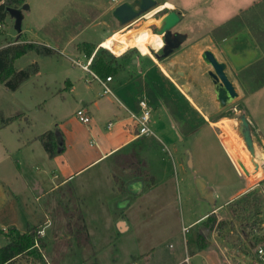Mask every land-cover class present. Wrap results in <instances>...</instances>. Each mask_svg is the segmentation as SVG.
<instances>
[{
	"label": "rangeland",
	"instance_id": "rangeland-1",
	"mask_svg": "<svg viewBox=\"0 0 264 264\" xmlns=\"http://www.w3.org/2000/svg\"><path fill=\"white\" fill-rule=\"evenodd\" d=\"M132 1L118 0L114 4L111 0H27L29 10L22 12L24 18L22 37L16 33L14 20L11 17L7 15L4 21L0 22L2 26L0 27V48L12 43L25 42L27 41L25 38H32L30 42L43 44L63 53L62 55L59 52L58 56L52 57L30 53L19 59L15 66L17 69H24L29 64L36 63L39 67L38 74L23 83L14 92L0 84V168L3 165L14 166L13 161L19 159L20 155L15 151L19 135L23 139L25 137L31 139L47 131H53L65 149L56 162V170L53 169L58 179L62 177V172L63 175L65 173L67 175L69 170L73 171L74 166L77 167L92 160L98 150L97 138L108 139L123 132L122 126L119 124L115 125L111 131L107 129L108 122L113 123L115 118L102 114V104L109 102L112 109L123 111L118 100L121 103L124 101L122 92L127 88L128 79H133V85L136 86L134 89H143L138 79L141 73L139 68L144 72L154 67L152 63L160 64L165 61L168 63L170 59L178 58L183 48L188 45V41L183 42L182 46L180 45L181 47L174 50L169 57L157 59L155 56H161L162 49L158 51L150 49L151 55L143 57L136 49L127 48L122 55L115 56L100 47V42L111 36L122 37L141 30L147 36V44L150 45L154 40L152 35L157 34L165 16L174 11L182 18L172 29L173 35L186 33L190 35L189 41H191L190 39L195 38L196 34H200L206 42L208 35L215 42L234 35L221 45L224 52L235 53V58L232 60L233 69H237L239 72L237 74L228 72V74L227 69L225 72L235 86L238 97L228 107L221 109L219 119L223 121L218 124L217 132L224 148L240 172V176L249 182L256 180L257 175L253 174V169L259 167L257 157L256 155L253 157L247 151L238 132V127L239 118L244 115L243 107L247 106L243 98L264 84V0H155L158 6L171 2L173 7L163 9L150 18H147L145 14L125 26H119L112 16L113 10L124 2ZM28 23L29 31L26 28ZM160 37L163 41L162 36ZM89 44L94 47L90 54V56L94 55L90 69L102 80L108 76L113 78L111 83L106 84V87L112 91L110 94H104L103 88L97 80L79 66V64L84 65L86 59L90 57L87 54ZM255 49L261 58L243 69V63L251 54L256 53ZM189 51L190 49L186 52L185 58L192 59V53ZM250 67L252 68L249 70ZM156 68L154 67L152 74L157 73ZM209 70L211 68L207 65H205V70L203 67L198 68L197 66L193 70V76L201 92L199 100L207 104L211 102L214 94L213 85L208 75ZM243 71L244 74L241 73ZM144 78L149 83L148 73L144 75ZM160 96L162 97L163 94ZM163 97L165 98V94ZM94 102H98V107L93 105ZM83 107L92 114L89 124H82L76 117L77 110ZM163 111L157 103L156 106H152L150 129L156 136H160L163 132L167 133L170 140L165 141L157 149L149 148L153 160H162L159 164L160 167H163L162 170L166 171L165 174L168 173V177L171 176L175 182L174 177H180L181 172L174 149L176 147L183 152L190 149L194 154L195 168L203 169L212 179L222 176L223 187L220 188V201H222L239 184L234 166L230 162H226L221 149L206 125L201 127L199 135L192 136L186 143L178 142L175 131L171 129L170 120L166 115H163L165 114ZM127 114L129 117V113ZM11 118H14V121L7 126L4 125V122ZM202 137L205 138L203 142L201 141ZM91 142L96 143L97 146L94 143L91 145ZM34 145L39 153L43 152L38 140ZM5 147L13 150L10 153L12 163L8 161L2 163L1 159L6 154ZM35 148L34 150H36ZM122 158V155H117L109 161L96 163L72 178L71 182L58 187L53 192L44 195L39 201L34 202L33 208L36 210L42 208L46 211L48 223H43V220L39 222L41 226L37 224L40 231L44 232V236L41 238L45 241L46 248L38 251L35 255H23L14 264L28 262L34 264H94L96 262L97 264H132L134 262L132 256H138L143 253L142 251L152 248L156 253L148 264H164L169 261V255L176 252L179 246L178 240L164 235V233L157 234L159 222L142 220L133 234L128 233L119 237L115 234L118 225L109 211L113 209L116 196L107 193L104 185L106 183L98 173L100 168L111 161L120 165L121 168L127 166V161ZM33 160L32 168L26 169L25 174L31 182L42 175L44 171L40 158L34 155ZM20 167L23 171V166ZM131 171L121 174L117 171L116 175L132 176L134 172ZM48 177L51 178L52 174H49ZM94 177H97L101 182L95 184L94 180L88 187L80 186V182L86 178L92 181ZM189 182L191 184V178ZM75 186L82 198H85L84 211L92 232L96 252L91 249L83 237L77 240L71 236L66 225L68 222H74V217L69 216L70 214L76 216V210L79 208V204L75 200ZM233 209L234 207L226 208L229 217L227 215V219L223 221L225 223L221 226L224 231L222 237L224 235L225 244L237 245L243 250L246 248V244L238 243L235 239L237 228L240 233L238 223L241 218L233 216L231 212ZM21 221L18 222L22 223L20 224L21 229H24L27 223H37V220L33 221L27 216L23 217ZM3 223L4 221L0 220L1 228ZM170 227L165 230L167 231ZM262 228H264V224ZM72 232H75V228H72ZM192 232L195 237L194 231L184 234V237L189 241L192 240ZM263 234L261 232L255 237L262 238ZM5 242L6 239L0 232V247ZM261 248H263L262 243L254 247L253 260L255 264H262L258 253ZM135 264L145 263L138 261Z\"/></svg>",
	"mask_w": 264,
	"mask_h": 264
},
{
	"label": "crops",
	"instance_id": "crops-1",
	"mask_svg": "<svg viewBox=\"0 0 264 264\" xmlns=\"http://www.w3.org/2000/svg\"><path fill=\"white\" fill-rule=\"evenodd\" d=\"M168 3L173 4L171 2ZM25 4L28 5L27 0H25ZM23 21L24 18L22 20V33L19 37H22L24 32ZM26 28L29 31V23ZM183 36H185L183 42L188 41V45L183 48L178 58L170 59L168 63L166 61L160 64L152 63V66L157 67L156 74H152L154 67L144 72L139 68L141 73L138 79L143 89H134L136 86L133 85V79H128L127 88L122 92V99L125 104L117 99L119 105L125 111L112 109L109 102L102 104V114L106 117L114 116L115 118L113 123L111 121L108 122V124H111V127L108 128L107 125V129L111 131L115 125L119 124L122 126L123 132L117 133L108 139L97 138L98 150L96 155L86 164L74 166L73 171L68 169L69 173L67 175L66 173L63 175L62 172V177L58 179L53 169L56 170V162L61 155L54 159H49L44 150L39 153L37 147L34 145L38 136L31 139L26 137L23 139L19 135L15 151L20 157L16 161L10 158V153L13 150L5 147L6 154L1 159L2 163L6 161L12 163L13 161L14 166L3 165L0 168V220L4 221V225L2 228L0 227V230L5 232L10 228H15L19 232L25 233L28 227L37 226L40 221L44 220L43 223H48L46 211L42 208L39 210L33 208L34 202L39 201L44 195L53 192L58 187L71 182L72 178L83 173L90 166L109 161L117 155H122L127 161V166L121 168L120 165L111 161L106 166L100 168L98 173L106 183L104 185L107 193L116 196V202L112 206L113 209L109 211L112 218L116 220V225H118V228L116 227V236L119 237L128 233L133 234L136 228H138L139 222L151 220L152 222L160 223L157 226V234L164 233V235H169L178 240L179 246L176 252L169 255L170 262L167 261L164 264H255L253 260V245L246 243V248L242 250L237 245L225 244L224 235L222 237L224 231L221 225L220 227L218 225L225 223L223 221L227 219L228 213H226V208L228 205L237 201L244 194L257 190L264 201V84L243 98L247 103V106L243 107V112L251 128L256 160L259 165L258 168L253 169V174L257 175V179L249 182L240 176V172L219 139V133L217 132L219 130L218 124H221L223 120L219 119L221 109L215 101L214 94L210 102L212 105L200 102L201 92L193 76V70L196 66L198 68L203 67L205 70V64L201 58L205 50H210L219 62L226 65L227 73L237 74L239 71L233 69L232 63L235 53L231 54L232 51L230 53L224 52L221 45L227 39L234 37V35L220 42H215L209 35L207 42L202 39L200 34H196L195 38L190 39L191 41H189L190 35L185 33ZM25 39H27L25 42L32 41V38ZM189 49L192 53V59L185 58L186 52ZM255 50L256 53L251 54L243 63V69L261 58L257 49ZM59 52L63 55L62 51ZM147 73L150 77V84L144 78V75ZM112 81L113 78L111 77L109 83ZM158 93L159 96L160 94H163V96L165 94L171 105L167 106L163 96L159 97ZM141 98H146L151 108L152 106H156L157 103L164 110L165 114L163 115L169 118L171 129L175 131L178 142L181 144L186 143L192 136L199 135L201 127L206 125L218 147L221 149L226 162L228 161V163L230 162L234 166V171L239 180L236 189L220 201V188L223 187V184H221V181H223L222 176H219V178L216 176V178L212 179L203 169L199 167L195 168L194 154L190 149L187 152H183L182 150L179 151L176 147L174 153L181 176H175V182H173V178L171 176L168 177V173L165 174L166 171L164 172L162 170L163 167H160L159 164L162 160L154 161L152 154L149 153L151 150L149 148L155 147L157 149L165 141L170 140L169 135L163 132L160 136H156L153 133L150 137H139L137 136L136 126L130 119V115L128 117L127 113L138 112L137 102ZM93 105L98 107V102H94ZM85 110L89 113L92 120L90 111L87 108ZM20 130L22 131V129ZM203 139L205 138H201L202 142L204 141ZM58 142L63 146V143L59 140ZM92 143L94 142L90 144L97 146L96 143ZM133 150L138 154L139 160L143 162L144 166L141 170L154 179L153 183L143 180L142 177H138L135 173L132 176L124 174L116 175L117 171L120 174L131 171V168L128 167V161ZM34 155L40 158L44 171L42 175L36 177L31 182L26 178L25 174L26 169L33 166ZM20 166H23V171ZM49 174H52L51 178L48 177ZM190 178L191 184L189 182ZM55 180L57 181L55 182ZM93 182L99 184L101 180L94 177L92 181H89L86 178L83 182H80V186L88 187ZM99 186L97 188L100 189ZM74 190L75 200L79 204V210L81 211L86 228L88 237V242L86 243L96 252L92 232L88 226V219L84 211L85 198H82L76 186ZM102 205L104 206L103 203ZM210 215H213L216 219L213 227L211 221H208V216ZM26 216L33 221L37 220V223H27L25 228L21 229L20 224L22 223L18 222H22L21 219ZM169 226L171 227L166 231L165 229ZM189 231L195 232V237L192 232L191 241L184 237V234ZM238 232L237 228L235 236H240ZM230 233L232 234L233 231L231 230ZM4 245H6V242L1 247ZM142 252L138 256L131 257L134 260L132 264L138 261L148 264L151 257L156 253L154 248ZM94 264H97V262Z\"/></svg>",
	"mask_w": 264,
	"mask_h": 264
},
{
	"label": "trees",
	"instance_id": "trees-1",
	"mask_svg": "<svg viewBox=\"0 0 264 264\" xmlns=\"http://www.w3.org/2000/svg\"><path fill=\"white\" fill-rule=\"evenodd\" d=\"M24 3L25 0H0V22L4 21L8 15L5 11L6 8L18 9L24 5ZM87 47V54L89 57L94 47L90 44ZM30 53L43 57H52L58 56L59 50L56 51L43 44L35 42L12 43L4 48H0V84L14 92L23 83L38 74L39 67L36 63H31L24 69H17L15 66V63L19 59ZM251 68L252 67L248 69L250 70ZM241 73L244 74L245 72L243 71ZM152 101L154 100L152 99ZM164 102L167 106L171 105L166 96ZM13 121L14 118L8 119L4 122V125L7 126ZM36 140L40 142L49 159H54L64 152V147L59 144L56 134L53 131L43 133L38 136ZM135 164L137 166L136 168ZM128 167L133 168V172L138 177H143L145 181L150 183L154 182L152 177L148 176L141 170L143 162L139 160V156L134 150L129 156ZM134 168L136 171H134ZM263 206V198L257 190L244 194L237 201L228 205L230 208L234 207L233 211H231L233 216H239L241 218L238 223L240 226V236L235 237L238 243L242 242L244 245L246 243H252L253 247L262 243L264 248V234L262 238L255 237V235H258L261 232L264 233V228H262L264 224ZM76 212V216L70 214L69 217H74V222H68L66 224L67 228H69L71 236H74L77 240H79L80 237H83L85 242H88L81 211L77 208ZM208 221H211L213 227L216 219L213 215H210L208 216ZM220 225L222 226L220 223L218 227H220ZM72 228H75V232H72ZM39 231L40 228L38 226L28 227L25 233H21L15 228H10L7 232L0 230L6 239V245L0 248V264H14L15 261L23 255H35L38 251L44 250L46 248V243L43 238L39 236Z\"/></svg>",
	"mask_w": 264,
	"mask_h": 264
},
{
	"label": "water",
	"instance_id": "water-1",
	"mask_svg": "<svg viewBox=\"0 0 264 264\" xmlns=\"http://www.w3.org/2000/svg\"><path fill=\"white\" fill-rule=\"evenodd\" d=\"M159 7L155 0H133L132 2H124L118 5L112 12L113 18L119 26H125L136 18L147 14L151 10ZM28 5L24 4L18 9L6 8V13L14 20V29L18 35L22 33V12L28 10ZM180 22L178 13L171 11L163 19L160 29L157 31L159 36H162L164 46L161 48L162 55L155 57L164 59L173 54L174 50L178 49L185 40V36L171 32L172 29ZM205 65L211 68L208 75L213 85L215 101L220 109L228 107L238 97L235 86L226 75V65L219 62L215 55L210 50H205L201 55ZM238 132L246 146L247 151L254 157L255 148L251 135V128L244 115L239 118ZM257 179V178H256Z\"/></svg>",
	"mask_w": 264,
	"mask_h": 264
},
{
	"label": "built area",
	"instance_id": "built-area-1",
	"mask_svg": "<svg viewBox=\"0 0 264 264\" xmlns=\"http://www.w3.org/2000/svg\"><path fill=\"white\" fill-rule=\"evenodd\" d=\"M112 3L116 4L118 0H111ZM0 27H2L0 25ZM94 55L90 56L86 59L84 65L79 64V66L85 71L90 73L95 80L102 86L104 94H110L111 91L106 87V84L111 81V77L108 76L106 79L102 80L99 78L90 68L93 63ZM138 112H130V119L133 121L134 125L136 126L137 136L139 137H150L153 135L150 129V121H151V112L152 108L150 107L146 98H141L137 102ZM76 117L78 118L79 122L82 124H89L91 118L89 113L85 110V108H80L76 112ZM111 127V124H108V128ZM39 236L43 237L44 232L43 230L39 231ZM37 247V245H36ZM259 258L262 260V264H264V248L258 250ZM23 264H34L32 262L23 263Z\"/></svg>",
	"mask_w": 264,
	"mask_h": 264
},
{
	"label": "bare ground",
	"instance_id": "bare-ground-1",
	"mask_svg": "<svg viewBox=\"0 0 264 264\" xmlns=\"http://www.w3.org/2000/svg\"><path fill=\"white\" fill-rule=\"evenodd\" d=\"M171 8L172 5L170 3H164L148 12L146 14V17L150 18L163 9ZM152 38H154V40L150 43V45H148L147 36L140 30L138 32L127 34L122 37H108L100 42V47L110 51L115 56L122 55L127 48H133L136 49L141 56L148 57L151 55L150 49H152V51H158L163 47V41L158 34L152 35Z\"/></svg>",
	"mask_w": 264,
	"mask_h": 264
},
{
	"label": "flooded vegetation",
	"instance_id": "flooded-vegetation-1",
	"mask_svg": "<svg viewBox=\"0 0 264 264\" xmlns=\"http://www.w3.org/2000/svg\"><path fill=\"white\" fill-rule=\"evenodd\" d=\"M162 40V39H161ZM164 45V44H163Z\"/></svg>",
	"mask_w": 264,
	"mask_h": 264
}]
</instances>
